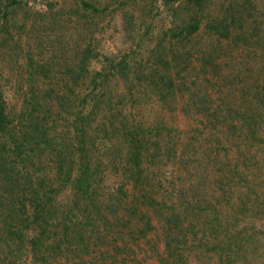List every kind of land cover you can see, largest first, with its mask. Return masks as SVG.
<instances>
[{
  "label": "trees",
  "instance_id": "1",
  "mask_svg": "<svg viewBox=\"0 0 264 264\" xmlns=\"http://www.w3.org/2000/svg\"><path fill=\"white\" fill-rule=\"evenodd\" d=\"M160 1L170 21L150 54L90 72L88 43L69 59L61 34L40 49L62 23L51 2L31 15L0 0L2 39L37 24L17 109L0 84V264H264V63L250 69L247 44L260 35L206 0Z\"/></svg>",
  "mask_w": 264,
  "mask_h": 264
},
{
  "label": "rangeland",
  "instance_id": "2",
  "mask_svg": "<svg viewBox=\"0 0 264 264\" xmlns=\"http://www.w3.org/2000/svg\"><path fill=\"white\" fill-rule=\"evenodd\" d=\"M25 1L23 10L16 14H47V2L52 4V12L58 11L61 14V25L47 28L42 36L43 45L40 49L49 48L52 38L61 34L62 42L57 49L65 52V59L72 57L73 46L79 42L82 47L89 44L92 51L99 55L96 59H91L88 63L90 72L100 67V60L104 55H121L128 51L129 62L135 65L139 60L145 59L149 49L158 41L161 33L169 25V11L162 5L160 0H89L100 8L107 6L106 10L100 12H86L71 0H21ZM107 3V4H106ZM180 11L179 14H183ZM204 14L216 16L218 14H243L244 30L254 33L258 30L260 40L255 43H247L250 47V69L255 71V65L264 63V0H206ZM2 11H0L1 17ZM1 22V19H0ZM36 26L34 29L27 28L28 32L21 30L16 24L12 27L14 32L12 41L5 35V39L0 35V84L10 105L19 107V97L26 88L28 78L27 69L25 71L24 40H29L30 44L36 39ZM255 31L253 32V30ZM1 32V31H0ZM4 33V32H2ZM250 33V34H251ZM19 39L22 41L19 42ZM251 41V39H249ZM22 48V49H21ZM35 60L39 59V50L33 47ZM154 56V54H152ZM149 56L148 63L156 61L157 58ZM256 72V71H255ZM41 78V77H40ZM25 80V83H24ZM122 85V80L111 79L109 88L113 95ZM146 100L150 101L144 108V115L152 116L156 110L149 91H146ZM178 125L184 124L182 118H178ZM264 171V170H262ZM256 216L252 220L264 218V212L256 211L252 213ZM260 241H256L259 245ZM145 262V261H144ZM251 263V262H250ZM21 264H28L23 261ZM145 264H154L153 260L147 259ZM200 264V263H199ZM253 264V263H252Z\"/></svg>",
  "mask_w": 264,
  "mask_h": 264
}]
</instances>
